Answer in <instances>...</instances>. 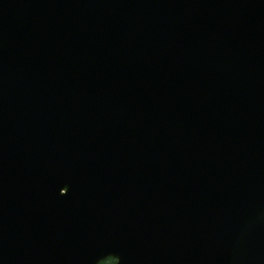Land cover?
Returning <instances> with one entry per match:
<instances>
[{
	"label": "water",
	"instance_id": "obj_1",
	"mask_svg": "<svg viewBox=\"0 0 264 264\" xmlns=\"http://www.w3.org/2000/svg\"><path fill=\"white\" fill-rule=\"evenodd\" d=\"M264 264V0H0V264Z\"/></svg>",
	"mask_w": 264,
	"mask_h": 264
},
{
	"label": "trees",
	"instance_id": "obj_2",
	"mask_svg": "<svg viewBox=\"0 0 264 264\" xmlns=\"http://www.w3.org/2000/svg\"><path fill=\"white\" fill-rule=\"evenodd\" d=\"M102 264H115V260L114 259H109V260L105 261Z\"/></svg>",
	"mask_w": 264,
	"mask_h": 264
}]
</instances>
